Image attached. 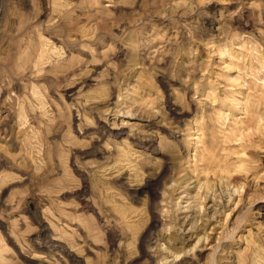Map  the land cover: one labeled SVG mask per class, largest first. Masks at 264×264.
<instances>
[{"label":"rangeland","instance_id":"1","mask_svg":"<svg viewBox=\"0 0 264 264\" xmlns=\"http://www.w3.org/2000/svg\"><path fill=\"white\" fill-rule=\"evenodd\" d=\"M0 264H264V0H0Z\"/></svg>","mask_w":264,"mask_h":264}]
</instances>
